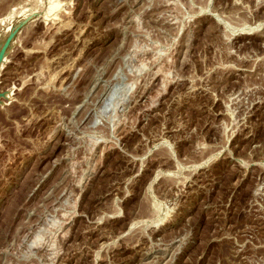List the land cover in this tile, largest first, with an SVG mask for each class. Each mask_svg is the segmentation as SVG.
I'll use <instances>...</instances> for the list:
<instances>
[{
	"label": "rangeland",
	"instance_id": "374dc122",
	"mask_svg": "<svg viewBox=\"0 0 264 264\" xmlns=\"http://www.w3.org/2000/svg\"><path fill=\"white\" fill-rule=\"evenodd\" d=\"M0 264H264V0H0Z\"/></svg>",
	"mask_w": 264,
	"mask_h": 264
},
{
	"label": "bare ground",
	"instance_id": "6f19581e",
	"mask_svg": "<svg viewBox=\"0 0 264 264\" xmlns=\"http://www.w3.org/2000/svg\"><path fill=\"white\" fill-rule=\"evenodd\" d=\"M52 4H53V3H52ZM54 5H55V3H54ZM54 5H53V6H54ZM57 5H58V3L56 4V6H57ZM57 7H58V6H57Z\"/></svg>",
	"mask_w": 264,
	"mask_h": 264
}]
</instances>
